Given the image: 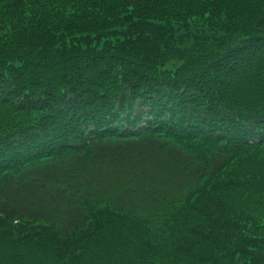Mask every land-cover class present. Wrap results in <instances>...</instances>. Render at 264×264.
Returning <instances> with one entry per match:
<instances>
[{"label":"trees","instance_id":"trees-1","mask_svg":"<svg viewBox=\"0 0 264 264\" xmlns=\"http://www.w3.org/2000/svg\"><path fill=\"white\" fill-rule=\"evenodd\" d=\"M0 264H264V0H0Z\"/></svg>","mask_w":264,"mask_h":264}]
</instances>
